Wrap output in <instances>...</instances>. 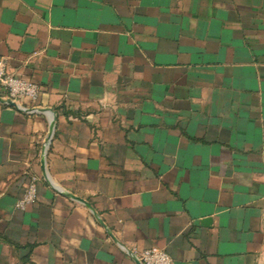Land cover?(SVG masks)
I'll return each mask as SVG.
<instances>
[{
    "label": "crops",
    "instance_id": "1",
    "mask_svg": "<svg viewBox=\"0 0 264 264\" xmlns=\"http://www.w3.org/2000/svg\"><path fill=\"white\" fill-rule=\"evenodd\" d=\"M1 59L0 264H264V0H0Z\"/></svg>",
    "mask_w": 264,
    "mask_h": 264
},
{
    "label": "built area",
    "instance_id": "2",
    "mask_svg": "<svg viewBox=\"0 0 264 264\" xmlns=\"http://www.w3.org/2000/svg\"><path fill=\"white\" fill-rule=\"evenodd\" d=\"M0 89L5 92L9 100L15 102L24 98L37 100L41 93V88L37 83L12 74L5 59L0 60ZM37 200L38 179L32 178L23 196L17 202V207L27 209ZM139 262L140 264H175L167 251L159 247H152L142 252Z\"/></svg>",
    "mask_w": 264,
    "mask_h": 264
},
{
    "label": "water",
    "instance_id": "3",
    "mask_svg": "<svg viewBox=\"0 0 264 264\" xmlns=\"http://www.w3.org/2000/svg\"><path fill=\"white\" fill-rule=\"evenodd\" d=\"M0 102L8 103V104H10L11 106H17V104H16L15 101H12V100H5V99H3L2 97H0ZM53 130H54V124H52L51 132H53ZM209 222H211V220H206V223H209Z\"/></svg>",
    "mask_w": 264,
    "mask_h": 264
}]
</instances>
